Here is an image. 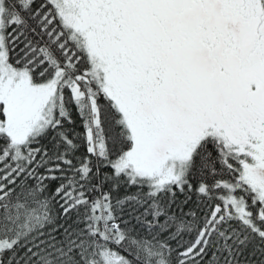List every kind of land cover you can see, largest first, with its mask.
Wrapping results in <instances>:
<instances>
[{"label": "snow or ice", "instance_id": "snow-or-ice-1", "mask_svg": "<svg viewBox=\"0 0 264 264\" xmlns=\"http://www.w3.org/2000/svg\"><path fill=\"white\" fill-rule=\"evenodd\" d=\"M0 264H264V0H0Z\"/></svg>", "mask_w": 264, "mask_h": 264}]
</instances>
